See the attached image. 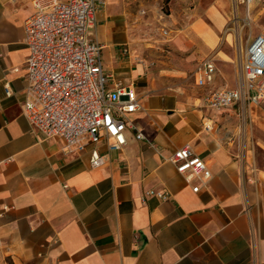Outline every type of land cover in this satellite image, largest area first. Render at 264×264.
Returning <instances> with one entry per match:
<instances>
[{"label": "crops", "instance_id": "crops-1", "mask_svg": "<svg viewBox=\"0 0 264 264\" xmlns=\"http://www.w3.org/2000/svg\"><path fill=\"white\" fill-rule=\"evenodd\" d=\"M226 1L242 4L217 0ZM143 2L106 0L97 17L102 65L132 86L141 110L124 114L129 126L121 150L107 152L102 139L98 152L108 161L93 168L86 152L63 154L59 140L43 139L22 116V24L33 8L30 0H0V263L264 264V166L257 160L264 141L253 132L264 133V123L256 106L218 111L202 101L241 84L242 55L220 56L227 47L216 44L214 30L221 32L225 19L214 22L208 8L180 37L164 39L170 57L183 62L155 60L153 44L149 65L150 50L135 45L131 30ZM258 3L264 1L245 5L247 13ZM208 57L215 71L203 93L170 86L177 81L172 71ZM184 145L211 173L197 192L199 180L186 182L169 161Z\"/></svg>", "mask_w": 264, "mask_h": 264}, {"label": "built area", "instance_id": "built-area-1", "mask_svg": "<svg viewBox=\"0 0 264 264\" xmlns=\"http://www.w3.org/2000/svg\"><path fill=\"white\" fill-rule=\"evenodd\" d=\"M239 1L249 5L255 0ZM30 3L33 11L22 24L27 50L22 116L31 131L43 139L59 140L63 154L86 152L91 167L103 166L108 155L98 152L102 139L107 152L121 150L126 140L124 130L129 126L124 114L141 110L132 86L116 79L101 62L97 17L105 9L106 0ZM242 60L241 85L208 93L202 100L206 107L220 111L240 106L246 110L264 104V32L247 44ZM214 71L212 58L199 62L192 72L195 86L211 84ZM3 88L6 96L13 94L5 80ZM136 138H141L140 132ZM169 161L186 182L199 180L193 192L211 177L201 157L188 145L176 149ZM249 165V179L255 183V164ZM156 195L165 197L162 193Z\"/></svg>", "mask_w": 264, "mask_h": 264}, {"label": "rangeland", "instance_id": "rangeland-1", "mask_svg": "<svg viewBox=\"0 0 264 264\" xmlns=\"http://www.w3.org/2000/svg\"><path fill=\"white\" fill-rule=\"evenodd\" d=\"M226 2L223 4L217 0H144L138 8L140 20L135 19L131 22V30L134 34L133 42L135 45H143L150 50L146 56L150 60L151 64L149 65H153V44L157 50L155 60L169 62L172 59L174 62H183L182 56L180 58L177 55H174L173 58L170 57L171 48L168 46L169 43L165 44L164 39L175 40L178 36L180 37L183 31L189 28L192 21L203 17L204 12L210 8L208 14L214 22L221 19L220 15L225 19L221 32L214 30L216 44L227 47V53L220 54V56L225 58L226 55L233 58L235 53L238 56L242 55L248 40L251 41L257 32L264 30V3H258L247 13L245 4ZM214 5L217 6V10L213 8ZM206 23L210 24L207 20ZM195 67L183 73L172 71V76L177 81L170 86L180 91H193L192 93H198V96L203 93L200 92L203 88L195 87L192 82V72ZM237 85H228V87H237ZM236 109L240 111L242 108L237 106ZM253 111L257 114V120L264 123V104L256 106ZM240 119L238 123L242 121ZM247 123L252 124L249 117ZM253 125L254 123L252 127ZM259 130L253 132L255 135L257 134L256 137L264 141V133ZM257 160L259 166H264L263 149H257ZM0 264L11 263L8 260H3Z\"/></svg>", "mask_w": 264, "mask_h": 264}]
</instances>
